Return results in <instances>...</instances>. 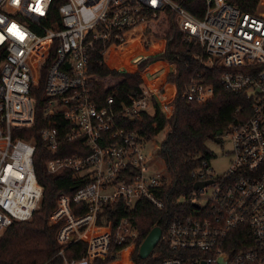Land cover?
Returning a JSON list of instances; mask_svg holds the SVG:
<instances>
[{
  "label": "built area",
  "instance_id": "built-area-1",
  "mask_svg": "<svg viewBox=\"0 0 264 264\" xmlns=\"http://www.w3.org/2000/svg\"><path fill=\"white\" fill-rule=\"evenodd\" d=\"M204 1L203 16L196 18L172 0H0V237L13 223L30 221L42 197L35 142L24 138L34 124L32 92L41 76L43 117L57 123L58 117L64 124L42 128L40 140L50 154L64 143L80 141L81 147L46 161V173H70L74 182L86 181L72 196L59 194L51 214L54 224L61 223L56 241L63 264H90L106 258L112 245L137 239L128 219L105 220L106 208L122 203L131 211L144 201L163 209L159 190L165 171L150 167L158 155H146L148 141L123 126L154 112L151 92L141 86L140 96L127 102L113 95L94 98L88 63L96 43H123L127 31L169 11L180 33L206 56L192 59L222 70L218 86L245 94L252 105L250 116L233 121L218 136L231 145L228 170L216 175L204 160L191 172L194 184H210L177 199L176 205L191 210L167 223L159 242L172 256L158 264H219V259L264 264V16L242 13L229 0ZM213 93L199 73L182 98L202 103ZM73 205L84 210L74 214ZM77 242L86 243L85 255L67 261L64 251Z\"/></svg>",
  "mask_w": 264,
  "mask_h": 264
},
{
  "label": "trees",
  "instance_id": "trees-1",
  "mask_svg": "<svg viewBox=\"0 0 264 264\" xmlns=\"http://www.w3.org/2000/svg\"><path fill=\"white\" fill-rule=\"evenodd\" d=\"M172 1L196 18L203 16L204 0ZM229 1L240 12L248 14H253L259 3V0ZM52 12L56 14V5L52 6ZM124 38L123 43H111L105 47L101 43L95 44L90 52L88 76L93 97L101 101L113 95L116 101L127 102L129 97L140 96L141 86L151 92L154 112L143 114L141 119L126 120L123 126L136 131L147 141L166 131L157 154L163 162L166 177L159 190L163 209L158 211L144 201L138 202L131 211L122 203L106 208L105 220L118 222L128 219L137 231V239L129 245H112L106 258H96L90 264H158L163 258L172 256L162 242L147 259H141L138 250L151 229L160 227L163 232L172 217L191 210L187 204L176 205V201L193 192L191 172L202 161L210 162L212 155L206 143L218 141L217 133L224 131L233 121L251 115L250 98L243 93L223 91L218 86L222 70L217 67L206 69L192 59L193 55L203 59L206 56L199 45L186 40L180 33L172 12L159 13L155 20L127 31ZM103 50L105 53L102 55ZM199 73L206 83L214 87V93L202 103L186 102L182 98L185 87L190 78ZM32 97L36 100L35 120L24 138L34 139L35 176L43 192L39 209L33 213L37 215L35 220L13 223L0 237V264H63V259L57 256L60 246L56 241L61 223L49 226L48 218L56 208L59 194L72 196V190L86 182H74L70 173L59 176L46 173V161L75 153L81 148L80 141L64 143L55 154H50L38 133L45 127L63 126L64 122L62 124L58 117V123L53 117H43L42 76ZM82 210L84 205L72 206L74 214ZM98 223H102V218ZM234 248L240 249L238 245ZM117 250L119 256H112V251ZM85 252L86 243L77 242L64 251V259L79 260Z\"/></svg>",
  "mask_w": 264,
  "mask_h": 264
},
{
  "label": "rangeland",
  "instance_id": "rangeland-1",
  "mask_svg": "<svg viewBox=\"0 0 264 264\" xmlns=\"http://www.w3.org/2000/svg\"><path fill=\"white\" fill-rule=\"evenodd\" d=\"M257 14L264 16V0H260L259 4L257 5L256 8ZM152 114V113H150ZM166 134V131L164 130L163 132H161L160 134H158L156 137H153L151 140H149L146 144V149H145V154L146 155H150L151 153H154L155 155L158 154V146L156 145L155 149V144L157 143H161L164 139V136ZM206 147L208 149V151L211 153L212 158L209 162L211 169L213 170V172L216 175H220L222 173H224L226 170H228V168L230 167V161H231V145L228 141V139L222 135L220 137V139H218V141L216 142H207L206 143ZM155 160L152 161L150 167L153 169H160V170H164V165L162 160L158 157V156H154ZM39 209V205L36 209V211ZM35 217H37V215H32V218L30 221L28 222H32L33 220H35ZM51 215L48 218V225L52 226L55 225L53 223V220L51 221ZM26 222V223H28Z\"/></svg>",
  "mask_w": 264,
  "mask_h": 264
},
{
  "label": "water",
  "instance_id": "water-1",
  "mask_svg": "<svg viewBox=\"0 0 264 264\" xmlns=\"http://www.w3.org/2000/svg\"><path fill=\"white\" fill-rule=\"evenodd\" d=\"M220 134H221V132L217 133L218 136ZM160 145H161V143H157L158 148L160 147ZM208 184H210V181L204 182V183H195L193 185V189L199 190ZM161 235H162V230L160 227H154L153 229H151V231L148 233V235L146 236V238L143 240V242L141 243V245L139 247L138 255L141 259L144 260L150 256L152 251L158 245V243L161 239ZM218 263L219 264H225L222 262L221 259H219ZM201 264H205V263L202 262Z\"/></svg>",
  "mask_w": 264,
  "mask_h": 264
},
{
  "label": "snow or ice",
  "instance_id": "snow-or-ice-1",
  "mask_svg": "<svg viewBox=\"0 0 264 264\" xmlns=\"http://www.w3.org/2000/svg\"><path fill=\"white\" fill-rule=\"evenodd\" d=\"M15 27H16L15 25L12 26L13 29H14ZM9 31H11V29H9Z\"/></svg>",
  "mask_w": 264,
  "mask_h": 264
},
{
  "label": "clouds",
  "instance_id": "clouds-1",
  "mask_svg": "<svg viewBox=\"0 0 264 264\" xmlns=\"http://www.w3.org/2000/svg\"><path fill=\"white\" fill-rule=\"evenodd\" d=\"M0 23H2V20H0Z\"/></svg>",
  "mask_w": 264,
  "mask_h": 264
}]
</instances>
